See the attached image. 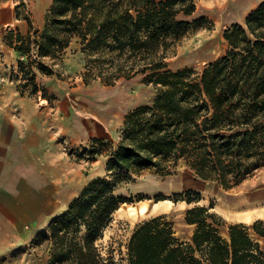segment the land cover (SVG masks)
Masks as SVG:
<instances>
[{
  "label": "trees",
  "instance_id": "trees-1",
  "mask_svg": "<svg viewBox=\"0 0 264 264\" xmlns=\"http://www.w3.org/2000/svg\"><path fill=\"white\" fill-rule=\"evenodd\" d=\"M196 12L195 0H54L38 36L6 35L10 47L22 52L35 44L41 56H55L80 37L87 83L115 86L142 76L157 91L152 104L127 114L107 164L111 180L92 181L52 226L50 264H264V219L228 225L225 237V220L204 206L187 211L186 222L196 225L191 242L156 217L136 227L119 257L98 245L113 214L128 203L116 190L145 170L168 175L170 164L183 160L201 180L229 189L264 166V0L246 27L225 31L223 57L201 72H174L169 60L178 43L207 20Z\"/></svg>",
  "mask_w": 264,
  "mask_h": 264
},
{
  "label": "rangeland",
  "instance_id": "rangeland-1",
  "mask_svg": "<svg viewBox=\"0 0 264 264\" xmlns=\"http://www.w3.org/2000/svg\"><path fill=\"white\" fill-rule=\"evenodd\" d=\"M215 1L195 0L197 12L194 17H206L207 20L198 29L192 26L188 28L177 45L176 57L169 60L170 70L177 72L190 68L201 72L211 61L223 57L229 50L224 38L226 28L236 22L244 23L247 14L255 11L263 0H220L223 3L221 6H217L218 2ZM25 5L27 4L20 0L18 7L24 6L26 9ZM23 15L27 16L25 13ZM8 32L9 30L6 33L0 30V41L5 43ZM7 46L18 55V60L15 64L5 62L3 59L6 53L0 50V87H12L19 95L33 100L39 110L30 108V115L41 112V119L44 121L77 119L96 123L95 133L90 135V139L80 138L77 142L75 138H69L67 131L61 132L57 129L56 134H59L56 141H48L52 151L43 160L42 166H47L45 177L48 189L54 185L57 201L55 199L56 203L54 201L49 207L48 217L44 215L34 223L29 222L33 215V207L29 204L23 214L24 220L20 223L21 229L28 235L35 231L40 233L30 241L27 238V242L13 243L12 239L8 242L0 239L1 249L8 247L5 253H0V264H50L53 242L46 237L52 233V226L68 211L70 204L82 196L92 181L111 180L107 164L111 154L119 149L127 114L141 105L152 104L157 91L153 86L144 85L142 76L119 81L115 86H109L101 79L87 83L84 74L87 72L88 58L82 51L80 37H75L64 51L55 56H41L35 44L22 52ZM41 66L47 71L42 70ZM39 75L53 79L52 84L39 79ZM57 87L61 91L55 94L54 88ZM43 99L49 100V103ZM94 148L97 154L92 153ZM55 167L59 168V172ZM167 173L168 175H163L148 169L141 175L134 176L133 181L118 187L116 194L125 197L128 203L113 214L112 223L98 241V245L105 249V255L108 249L114 248L115 255L119 257L120 248L126 250L125 246L136 227L156 217H165L174 224L176 231L185 237L189 235L185 217L193 205L188 204V197L195 200L192 203L194 206L197 204L213 207L215 212L223 216L227 223V226L221 227L223 233L228 225H252L257 221L256 218L253 222L228 216L221 209V201L234 192L264 184V166L239 185L229 189L218 181L201 180L183 160L178 165L170 164ZM176 195L181 197L176 198ZM156 204L160 208L152 212ZM142 206L150 211L146 214L134 212V208L139 210ZM15 213L8 212V217L17 218Z\"/></svg>",
  "mask_w": 264,
  "mask_h": 264
},
{
  "label": "crops",
  "instance_id": "crops-1",
  "mask_svg": "<svg viewBox=\"0 0 264 264\" xmlns=\"http://www.w3.org/2000/svg\"><path fill=\"white\" fill-rule=\"evenodd\" d=\"M22 2L27 4L25 5L26 9L24 6L18 7L20 0L0 1V30H4L5 33L8 30H14L24 36L28 34H31L32 37L38 36L43 31L45 15L49 12L54 0H22ZM24 13L27 14L26 17H23ZM251 13L252 11L247 14L244 23L233 24L246 27V18ZM36 32L38 33L35 34ZM0 50L6 53L3 59L5 62L11 64L17 62L18 55L9 49L3 40L0 41ZM38 78L46 80L47 84L53 82V79L40 75ZM54 90H56L55 94L61 91L58 87ZM43 101L49 103L47 99H43ZM32 107L39 110L33 100L19 95L12 87H0V239H4L6 242L9 239H12L13 243L27 242V238L30 241L40 233V231H35L28 235L24 229H21L20 223L24 220L23 214L29 204L33 207L31 210L33 215L29 222L34 223L44 215L48 217L49 207L53 205L55 199L57 201V190H54V185L48 189L47 177H45L47 174L45 167L47 166H42L43 160L47 159L49 152L52 151L48 146V141H56L59 134H56L57 129H60L61 132L62 130L67 131L69 138H75L79 142L80 138L90 139V135L95 133L96 128L95 121H78L77 119L44 121L41 119V112L29 114V109ZM50 131L52 132L49 135ZM55 168L59 172V168ZM189 205H193L189 210L195 206H204L209 208L211 213L224 219L212 207ZM8 212H16L17 218H9ZM259 218L256 220H261ZM186 226L189 228V235L185 237L175 230L176 235L183 242H191L196 225L186 222ZM227 231L226 229L225 233L222 232L225 237H227ZM18 238L19 240H16ZM7 248L1 249L0 244V253H5Z\"/></svg>",
  "mask_w": 264,
  "mask_h": 264
},
{
  "label": "bare ground",
  "instance_id": "bare-ground-1",
  "mask_svg": "<svg viewBox=\"0 0 264 264\" xmlns=\"http://www.w3.org/2000/svg\"><path fill=\"white\" fill-rule=\"evenodd\" d=\"M222 1L216 0L215 2H218L217 6H221ZM221 203L222 211L230 217L254 220L257 217L264 216V184H257L229 194ZM158 208H160V205L156 204L151 211L155 212ZM137 211L139 214H146L150 210L146 206H142L139 210L134 208V212ZM134 212L133 214H135Z\"/></svg>",
  "mask_w": 264,
  "mask_h": 264
}]
</instances>
